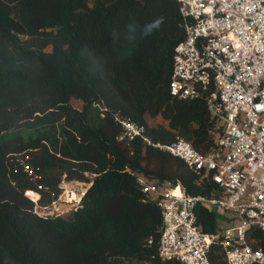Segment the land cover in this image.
Wrapping results in <instances>:
<instances>
[{
  "label": "trees",
  "instance_id": "1",
  "mask_svg": "<svg viewBox=\"0 0 264 264\" xmlns=\"http://www.w3.org/2000/svg\"><path fill=\"white\" fill-rule=\"evenodd\" d=\"M182 39L175 0H0V264H181L158 257L160 209L135 178L220 195L210 175L144 140L214 147L204 100L168 92ZM166 108L164 129L146 123ZM120 120L142 135L122 136ZM63 180L88 184L78 205L38 213ZM219 216L199 209L201 230H219Z\"/></svg>",
  "mask_w": 264,
  "mask_h": 264
},
{
  "label": "built area",
  "instance_id": "2",
  "mask_svg": "<svg viewBox=\"0 0 264 264\" xmlns=\"http://www.w3.org/2000/svg\"><path fill=\"white\" fill-rule=\"evenodd\" d=\"M183 39L172 52L169 95L202 98L214 120V147L202 154L181 139L150 143L180 159L196 176H211L218 197L186 194L177 183L137 176L144 194L160 209L158 257L181 264H264V0H175ZM122 136L143 127L120 120ZM223 211L220 229L201 230L198 210ZM215 211V210H214ZM225 225H221V223ZM152 245V239L147 240Z\"/></svg>",
  "mask_w": 264,
  "mask_h": 264
},
{
  "label": "rangeland",
  "instance_id": "3",
  "mask_svg": "<svg viewBox=\"0 0 264 264\" xmlns=\"http://www.w3.org/2000/svg\"><path fill=\"white\" fill-rule=\"evenodd\" d=\"M45 49H49V48L45 47ZM70 105L74 108H79L81 105V102L78 100L71 99ZM168 113H169V110L168 108H166L164 109L163 113L160 114L158 117H156L154 120L146 117V123L149 126H152L156 123L160 125L161 129H164V126H165L164 118L167 117ZM23 170L24 172L27 173V175H30V171H27L26 168H24ZM87 186L88 184L77 182V181H65V180L61 181V183L59 184L60 194L58 195L57 199L46 207L36 206L40 208L38 209L37 212L41 214L61 212V211H66L74 206H77L80 201L79 197L82 196V194L85 192V189ZM29 199L30 200L33 199L32 201L36 202L38 198L37 199L29 198ZM214 210L218 214L223 213V211L220 209L214 208ZM221 225H225V224L222 222ZM120 264H147V263L133 260V261H122Z\"/></svg>",
  "mask_w": 264,
  "mask_h": 264
}]
</instances>
